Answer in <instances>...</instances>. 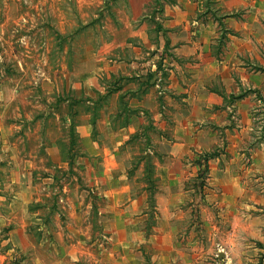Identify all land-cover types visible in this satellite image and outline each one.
I'll return each instance as SVG.
<instances>
[{"label": "crops", "instance_id": "obj_1", "mask_svg": "<svg viewBox=\"0 0 264 264\" xmlns=\"http://www.w3.org/2000/svg\"><path fill=\"white\" fill-rule=\"evenodd\" d=\"M162 16L154 45L140 33L144 51L126 43L128 63L93 70L113 86L79 132L97 156L92 194L59 229L30 208L42 198L29 135L0 105V264H264V241H247L264 234L247 212L263 186L264 0H170Z\"/></svg>", "mask_w": 264, "mask_h": 264}, {"label": "rangeland", "instance_id": "obj_2", "mask_svg": "<svg viewBox=\"0 0 264 264\" xmlns=\"http://www.w3.org/2000/svg\"><path fill=\"white\" fill-rule=\"evenodd\" d=\"M169 1L0 0V105L7 108L9 131L20 142L29 135L26 150L33 154L38 170L33 175L41 183L42 198L30 208L40 211L55 227L72 221L62 214L78 210L83 196L87 201L92 194L87 191L94 173L88 168L97 156L86 153L87 144L79 132L90 123L84 120L85 113L91 115L94 130L97 104L105 101L113 86L106 77L97 80L94 68L109 66V58L128 63L131 48L126 43L144 51L140 33H147L154 45L163 5ZM207 1L212 4L213 0ZM148 51L151 55L157 52L154 48ZM140 77L131 75L123 81L140 83ZM161 78L149 76L152 84L162 83ZM45 146L50 155L45 151L35 155ZM261 176L263 186L250 188L248 193L247 212L249 219L262 220L263 225L258 219L256 223L264 228V172ZM251 191L258 195L252 196ZM58 236L62 244L75 239L66 233ZM247 237L249 244L264 241V234Z\"/></svg>", "mask_w": 264, "mask_h": 264}]
</instances>
